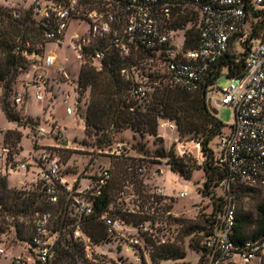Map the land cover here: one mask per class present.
I'll use <instances>...</instances> for the list:
<instances>
[{"label":"built area","instance_id":"1","mask_svg":"<svg viewBox=\"0 0 264 264\" xmlns=\"http://www.w3.org/2000/svg\"><path fill=\"white\" fill-rule=\"evenodd\" d=\"M192 8L199 12L200 20L199 45L194 49L185 46V29L174 27L180 16L186 15ZM253 8L264 9V0H0V33L8 20L3 10H9L13 19H20L24 9H30L37 17L44 18L50 28L44 37L47 43H62L72 22L87 20L89 30L83 34L75 32L72 36L81 61L83 50L92 47L95 49L92 56L94 63L100 68V60L105 57L106 51L95 45L99 40L112 42L123 57H129L133 50L151 52L150 56L140 58L136 64L121 70L123 77L132 82L133 94L144 98L150 91L147 72L154 71L158 62L166 67V76L157 79L156 84L164 82L171 87L195 92L203 88L213 65L226 54L239 61L243 57L239 46L244 48L257 21ZM179 31H184L180 45L175 43V34ZM46 44L33 43L31 38L24 42L23 55L34 59L37 71L27 77L26 90H15L13 100L20 107L28 99L30 87L35 88V98L40 102L49 91V78L42 67L54 65L56 54H45ZM244 58L243 73L231 77L228 86L218 88L221 92L219 103L233 107L234 120L231 129L224 127L217 137L215 159L226 168L227 175L219 184L223 196L222 208L211 233L201 242L203 264H250L253 259L262 264L264 260V237L241 242L235 239L236 188L239 185L264 186V41L253 40ZM61 73L69 77L65 69ZM219 78L210 86V91L217 90ZM1 94L0 89V97ZM68 97L69 94L63 103L70 115L74 109ZM163 123L172 130L177 129L171 120H163ZM25 126L29 130L27 135L32 139L33 149L28 155H23V149L18 144L0 143V175L9 177L13 172L28 173L32 167H38L34 179L22 180L18 189L26 194L38 190L39 201L44 202V206L60 205L61 208L59 211L52 207L41 210L36 209V205H30L26 212L15 213L3 210L0 200V258H8L7 246L22 242L17 237V230L23 227L30 242V253L18 255L9 264H48L57 257L59 245L64 244L65 238L83 244L86 257L95 261V245L83 227L85 220L96 212L99 198L111 183V169L100 168L92 175L68 180L67 166L58 152L70 147L68 133L50 117L45 124L31 121ZM45 137H51L54 143L41 144ZM64 141L68 144H63ZM174 141L180 151H176L177 155L187 151L186 141L179 137H175ZM194 144L200 149V143ZM120 149H123L122 143L112 152L121 153ZM200 152L202 154L201 149ZM138 170L144 172L145 167ZM37 186L40 189H36ZM152 193L153 201L155 196L167 197L161 186H156ZM186 195L187 191L180 192L181 197ZM130 198H135L139 204L144 203V197L131 184L98 216L107 233L113 239L124 242L128 249L140 243L130 231L135 228L139 234V229L113 211L117 203L127 213H138L130 208ZM155 204L158 202L155 201ZM141 212L144 213V210Z\"/></svg>","mask_w":264,"mask_h":264},{"label":"trees","instance_id":"2","mask_svg":"<svg viewBox=\"0 0 264 264\" xmlns=\"http://www.w3.org/2000/svg\"><path fill=\"white\" fill-rule=\"evenodd\" d=\"M3 12L7 15L8 20L0 33L2 50L0 57V89L2 92L0 107L10 120L26 125L33 120L27 115H23L20 112L23 107L16 105L13 100L18 75L28 70L33 63L32 60L23 55L22 48L28 38H31L33 43L46 44L44 37L50 28L46 25L44 18L37 17L30 9L22 10L20 19H13L9 10H3ZM252 13L257 21L243 45L244 51L241 52L243 57L237 61L233 55L226 54L213 65L203 88L195 92L171 87L164 82L156 84L157 79H154L152 80L153 89L149 91L148 96L138 98L133 94L132 82L123 77L121 70L127 65L136 64L140 58L150 56V51L133 50L129 57H123L112 42L99 40L95 45L105 49L106 54L100 60V68H98L92 57L95 54V49L90 47L83 50L77 88L81 95H84L88 90L90 91L85 114V133L88 136H95V142L99 147L112 144L116 134L125 129L139 133L141 137L147 134L158 137V127L161 120H171L176 124V131L180 140L200 143V149L205 159L202 167L207 175L203 191L206 194H212L215 202L212 212L206 217L204 226H191L186 233L189 235L201 231L200 235L192 236L190 239V243L201 253L199 264H203L204 260V248L201 242L206 235L211 233L223 205V196L220 191L216 193V188H219L221 180L227 175L226 168L216 162L215 150L212 146L213 140L218 137L226 124L220 119L218 111L217 113L213 112L214 108L209 102L208 93L210 86L216 83L225 66L228 67V74L231 77L241 75L245 65L244 56L247 54L251 42L256 39L264 41V9L253 8ZM195 14L197 13L192 8L186 15H181L180 20L174 25L175 28L185 29V46L191 49L198 47L200 39L199 26L194 24L188 27V23L194 21ZM134 54H137V61L134 60ZM21 137L22 133L19 130L8 129L5 132L4 142L16 146ZM140 151L143 149L141 148ZM157 153L161 157H168L167 163L172 170L185 177L191 175V168L185 169V165L182 163L183 157L177 155L176 150L174 154L165 151ZM140 167L145 166L129 159L124 163L119 178L120 182L115 183L112 174L109 187L104 191L96 205V212L85 220L83 230L91 237L95 247L101 243L112 241L113 238L107 233L106 226L98 219V216L109 207L113 200L120 196L121 192L126 190V186L134 185L137 193L144 197L143 202L147 203L145 205L147 211L140 213V219L135 220V216L138 215L125 212L122 206L115 203L113 212L125 221L132 222L134 226L152 218L153 215L151 214L154 211L151 212L149 209L152 206L154 208L155 201L158 202L156 206L159 208L164 205L166 197L155 196V201H153L151 200L152 191L143 194L144 189H142V192H139L141 191L139 187L144 188V180L142 179L144 172L138 170ZM253 188L255 187L239 185L235 190V199ZM36 189H40V186H37ZM39 197L38 190L26 194L18 188H11L7 177L0 175V200L3 203V210H12L15 213L26 212L30 205H36V209L41 210L46 207H52L55 211L60 210V205L44 206L45 203L40 202ZM156 206L155 209L158 208ZM236 212L235 239L238 242L248 238L264 237V200L258 205L255 217L247 211L238 212L236 209ZM17 232L20 241L28 240L23 227L18 228ZM144 238V241L153 246L151 251L153 264H157L163 258L183 259L186 255L185 246L156 244L152 236L146 234ZM48 264H100V262L97 263L86 257L83 244L65 238L64 244L60 243L59 245L57 257ZM144 264L147 263L144 261ZM174 264L191 263L184 261Z\"/></svg>","mask_w":264,"mask_h":264},{"label":"rangeland","instance_id":"3","mask_svg":"<svg viewBox=\"0 0 264 264\" xmlns=\"http://www.w3.org/2000/svg\"><path fill=\"white\" fill-rule=\"evenodd\" d=\"M194 11L197 14H195L194 21L188 23V27L194 24L197 27L199 26V12L197 10ZM89 28L90 23L87 20H83L80 23L74 21L66 30L62 43L50 41L46 44L45 54L54 52L56 54V62L54 65L45 66L42 69L44 71L50 69L51 74L49 76L52 79L55 90L46 91L44 100L40 102L35 98V88L30 87L29 110L39 115L37 117L31 116L26 113L25 108H22L20 112L23 115H27L31 120L42 124H45L46 116L54 115L59 124L65 127L63 128L68 133L70 147L68 149H60L58 152L67 166L66 177L68 180H73L79 176H89L100 168L108 167L111 169L115 183H118L124 163L129 159H133L135 163L146 167L142 176L144 188L142 186L139 187L141 189L140 193L142 189H144L142 193L145 194L153 192L156 186L163 187L164 193L167 195L164 205L159 208L156 204L157 209H155V206L149 209L151 212L154 211L151 214L153 215L152 218L135 226L138 227L139 234L136 233L135 228L130 230L139 238L140 243L128 249L122 241L112 239V241L108 242L107 240L108 243H101L94 248L93 258H95V262H100V264H144L145 261L147 264H153L151 259L153 246L144 241L146 234L147 236H152L156 244L185 246L186 255L183 259L163 258L157 264H174L184 261L191 264H199L201 253L190 243V239L192 236L200 235L201 231L193 232L189 235L186 233L191 226H204L207 215L213 210L215 199L212 198V194H206L203 191L204 181L207 177L202 167L205 159L200 149L193 142L186 141L187 151L183 154L180 153L181 155L179 156L183 157L182 163L185 165V169L191 168V175L185 177L181 173L172 170L167 163L168 157H161L157 152L165 151L167 153L170 152V154H174L175 150L180 152L174 141L178 134L176 130H172L165 125L163 120L160 121L158 127L160 137L149 134L141 137L139 133L125 129L116 134L112 144H105L99 147L95 142V136L86 135L85 114L90 91L88 90L84 95L78 92V76L82 61L79 58L75 44L72 42V36L75 32L83 34ZM183 36L184 31L177 32L175 34V43L180 45ZM239 50L244 51V48L239 46ZM133 57L137 61V54H134ZM63 69L68 71L69 77L61 73ZM153 70L152 72H147L150 90L153 89L152 80L165 78L166 76V67L161 62L156 63ZM36 71L37 65L33 63L29 70L20 73L16 81L17 88L22 91L26 90L27 77L33 75ZM228 72L229 69L225 66L216 84L217 90L210 91L208 99H210L211 106L218 111L220 119L226 124V129L230 130L234 120V109L232 106L219 103L221 99L219 89L231 83V76ZM68 94L70 105L74 109V113L70 115L66 113L63 103V99ZM9 127H14V130H19L22 133L18 146L23 149V155H28L29 151L34 147L32 139L27 135L29 130L25 125L10 120L6 113L0 109V143L4 142L5 132ZM183 139L185 140L186 138ZM217 139L215 138L212 142L214 150H216ZM53 143L54 140L51 137H45L41 140L43 145ZM119 143L123 144V149H120L121 153L112 152ZM141 148L143 151H140ZM37 169L38 167H32L28 173L13 172L9 177H5H7L11 188H18L22 186L20 183L22 180H33ZM181 191H187V195L181 197ZM219 191L220 189L216 188V193ZM263 200L264 186L255 187L247 193L236 197V209L238 212L247 211L255 217L257 215V207ZM128 204L130 208L138 212L133 214L138 215L135 216V220L140 219L141 211H147V208H145L147 203L139 204L135 198H130ZM29 245L30 242L26 240L16 245L7 246L8 258H0V262L9 264L18 255H29ZM250 264H259V260L253 259Z\"/></svg>","mask_w":264,"mask_h":264},{"label":"crops","instance_id":"4","mask_svg":"<svg viewBox=\"0 0 264 264\" xmlns=\"http://www.w3.org/2000/svg\"><path fill=\"white\" fill-rule=\"evenodd\" d=\"M60 71V70H59ZM45 73H46V75L48 76V78H49V90H51V91H54L55 90V86H54V84L52 83V79L50 78V74H51V72H50V69H46L45 70ZM52 76V75H51ZM54 88V89H53ZM29 97H28V99L26 100V102H25V104L22 106L23 108H25V111H26V113L27 114H29V115H31V116H35V117H37L39 114H34L33 112H31L30 110H29ZM1 109V108H0ZM2 110V109H1ZM47 118H49V116H46ZM50 118H53L56 122H58L57 121V119H56V117L53 115V116H50ZM59 123V122H58ZM62 127H64L63 125H61ZM65 128V127H64ZM63 128V129H64ZM8 129H14V127H9ZM65 130V129H64Z\"/></svg>","mask_w":264,"mask_h":264},{"label":"water","instance_id":"5","mask_svg":"<svg viewBox=\"0 0 264 264\" xmlns=\"http://www.w3.org/2000/svg\"><path fill=\"white\" fill-rule=\"evenodd\" d=\"M213 112L214 113H217V110L216 109H213ZM63 144H68V141H64Z\"/></svg>","mask_w":264,"mask_h":264}]
</instances>
